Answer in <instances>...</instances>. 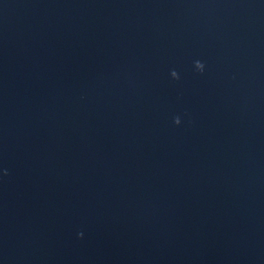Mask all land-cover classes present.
Wrapping results in <instances>:
<instances>
[{
  "label": "water",
  "instance_id": "obj_1",
  "mask_svg": "<svg viewBox=\"0 0 264 264\" xmlns=\"http://www.w3.org/2000/svg\"><path fill=\"white\" fill-rule=\"evenodd\" d=\"M0 264H264V0H0Z\"/></svg>",
  "mask_w": 264,
  "mask_h": 264
},
{
  "label": "clouds",
  "instance_id": "obj_2",
  "mask_svg": "<svg viewBox=\"0 0 264 264\" xmlns=\"http://www.w3.org/2000/svg\"><path fill=\"white\" fill-rule=\"evenodd\" d=\"M197 64H198V66L201 68V72H203V70H204V65H203L202 63H200V62H197ZM175 123H176L177 125L180 124V123H179V120H176Z\"/></svg>",
  "mask_w": 264,
  "mask_h": 264
}]
</instances>
